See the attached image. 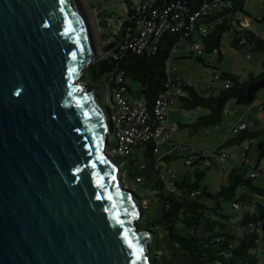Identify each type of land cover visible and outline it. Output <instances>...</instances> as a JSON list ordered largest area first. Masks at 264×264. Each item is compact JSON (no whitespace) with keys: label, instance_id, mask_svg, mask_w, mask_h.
Masks as SVG:
<instances>
[{"label":"water","instance_id":"obj_1","mask_svg":"<svg viewBox=\"0 0 264 264\" xmlns=\"http://www.w3.org/2000/svg\"><path fill=\"white\" fill-rule=\"evenodd\" d=\"M89 45L76 0H0V264H149Z\"/></svg>","mask_w":264,"mask_h":264},{"label":"trees","instance_id":"obj_2","mask_svg":"<svg viewBox=\"0 0 264 264\" xmlns=\"http://www.w3.org/2000/svg\"><path fill=\"white\" fill-rule=\"evenodd\" d=\"M125 4L129 8L127 15H121V12L113 13L112 9L107 7L98 10V25L101 27L104 53L84 74V77L89 76L91 84L85 82L88 91H106L110 77L123 73L128 92L132 95L128 81L137 83L140 89L135 95L143 97L151 110L166 88L170 57L180 35L167 34L158 46L142 54L124 48L125 42L131 41L138 33L136 21L139 15V4L130 0ZM244 6L245 0H233L231 9L214 12L198 21L197 28L203 25L210 30L207 37L198 38L200 41L197 39L203 53L220 50L226 32L232 35L233 47L238 49L248 45L252 51L264 52V39L252 30L240 26V19L246 17ZM113 16L117 17L116 20L123 21L117 33L107 30L111 27L108 26L106 18ZM221 16L229 23L217 24ZM262 20L264 21V3ZM219 53L221 54L220 51ZM197 57L201 59L203 55ZM216 77L217 80L225 81V88L217 96L204 98L195 88H191L189 97L183 100L184 108L189 111H194L197 107L209 111L207 116L198 118L191 125L196 131L220 124L223 110L229 101L251 104L264 88V73L258 76L250 75L244 82L230 74H217ZM109 88L112 89V85L109 84ZM108 120L111 123L110 116ZM257 135L258 133H250L246 128L238 133L235 142L242 144L246 140H253ZM109 146L108 138L106 153L119 163L121 172L124 173V182L127 176L140 187L148 188L151 192L155 190L156 194L152 195L162 203L161 216L157 222L149 219L146 224L137 223L140 231L146 230L154 237V242L149 245L151 256H155L153 264L258 263L256 255L251 254V251L258 247L257 241L264 249V188L256 186L253 182L259 173L257 167L252 168L247 161L238 164L229 173L226 183L213 193L203 187L204 178L215 164L209 157L198 154L188 156L184 153L165 155L161 158L163 165L156 168L159 155L154 153L153 142L143 143L131 155L124 157L114 156L108 150ZM259 150L263 158V143L259 145ZM190 156L194 158L188 165L186 160ZM180 158L185 160L184 165L188 170L178 174L171 163ZM169 170L174 177L170 176L167 180L174 182L173 191L167 189L168 185L164 181L165 177L163 178L164 173ZM252 174L256 176L252 177ZM138 179H141V182H138ZM137 198L140 199L138 195ZM144 200L147 199H140L141 202ZM234 204L238 205L237 209ZM226 205L230 207L228 211L225 210Z\"/></svg>","mask_w":264,"mask_h":264},{"label":"rangeland","instance_id":"obj_3","mask_svg":"<svg viewBox=\"0 0 264 264\" xmlns=\"http://www.w3.org/2000/svg\"><path fill=\"white\" fill-rule=\"evenodd\" d=\"M76 1L79 3L78 5L86 20L87 14L85 12H88L89 14V23L90 27L93 28V32L91 33L90 27H88L89 25L85 22L86 28L88 29L87 36L90 43H92V45L95 44L100 50V54L96 57L98 60L104 53L101 27L98 25V10L106 8V3L108 2V4L112 6L113 13H119L121 5L127 0ZM130 1L134 4H139L144 0ZM263 3L264 0H245L244 6V12L246 14L245 18L249 21L250 30L259 34L262 39H264V21L262 20ZM85 9H87V11ZM198 40L200 41V39ZM231 40V33L226 32L222 38L221 49L216 50L213 53L204 51L201 59H198L196 55H192V52L186 49L185 46L180 45L173 51L171 65L177 70L178 77L192 81L196 85V91L204 98L215 97L225 88V81L217 80V74L234 75L239 77L241 82L248 80L250 75L258 76L263 74L264 52L252 51L248 45L240 46L237 49L231 45ZM170 69L171 67L169 63L168 71H170ZM80 81L87 89L88 85L86 82L91 84L89 76H83ZM128 84L132 89V95L136 96L135 94L140 89L139 85L133 81H128ZM94 91V101L96 102V105L98 104L97 107L100 106V108L98 107L99 112L104 118L105 115H107V111L104 107L101 108L100 103H103L102 98L105 97L107 92L103 90L101 94V91ZM104 103L105 107L111 111V102L104 100ZM178 105L182 106V101L177 100L175 107H178ZM101 109L103 112H101ZM181 109L182 108L177 111L176 115V119L182 125L179 132L176 134L178 142L194 145L207 151L208 154L217 151L228 155L226 161H220L212 166V170L208 172L204 178L203 187L208 188L210 192H217L221 185L226 183L231 170L238 164H242L243 161H247L252 168L257 167L259 171L258 176L253 181L254 184L264 188V157H261V152L259 150V145L261 143L264 144V88L256 95V98L251 104H237L235 100L229 101L223 110V118L220 124L210 125L201 128L198 131L191 128V125L198 118L207 116L209 111L206 108L197 107L193 109L194 113L191 116H185ZM242 123L247 126L250 133H258V135L253 140H246L242 144H237L235 140L237 139L238 134H234L233 129ZM108 138L110 143L108 150H110L114 156H119L117 147L113 144L115 142L114 135L109 134ZM220 145L222 146L219 147ZM104 151H106L105 148L103 152ZM245 155H248V157L245 158ZM111 160L117 166L116 170L118 176L123 178L124 173L121 172L122 169L119 167V163L113 158ZM184 163L185 160L180 158L179 160L172 162L171 166L176 170V173L179 174L188 170L185 168ZM125 182L128 190L133 195V201L138 211L136 223L140 222L141 224H146L149 219L157 222L160 219L162 212L161 201L152 195L150 189L142 186L140 187L134 181L131 182L127 176H125ZM137 195L140 199L147 200L141 202L140 199L138 200ZM140 203L142 206H140ZM229 208L228 205L225 206L226 211H228ZM148 235L150 240L146 242L147 246L154 242V237L150 234ZM147 254L149 256V264H153L155 256H151V251ZM159 254H161V252H159Z\"/></svg>","mask_w":264,"mask_h":264},{"label":"built area","instance_id":"obj_4","mask_svg":"<svg viewBox=\"0 0 264 264\" xmlns=\"http://www.w3.org/2000/svg\"><path fill=\"white\" fill-rule=\"evenodd\" d=\"M233 0H145L137 7L138 33L125 42L124 48H129L136 54H142L150 51L159 45L162 38L167 34H179L180 39L174 50L178 46H185L192 52V55L202 56L203 49L200 46L198 38H205L210 33L206 26L197 28L200 19L211 15L214 12L231 9ZM121 15H127L129 8L127 4L120 7ZM117 17H107L106 22L111 28L107 30L117 33L123 21ZM240 26L250 30L249 21L246 18L240 19ZM229 23L225 17L221 16L217 20V24ZM115 24V26H113ZM212 26V25H211ZM173 50V51H174ZM173 52L170 57V71L165 90L160 94L154 107L150 110L147 107L146 100L140 96H133L128 92L125 85L126 79L123 73L111 76L108 82L106 95L103 99V107L110 116L113 125L112 134L115 137L114 144L117 147L119 156H129L134 150L145 142L155 143L154 153L159 155L156 168L163 165L161 158L165 155H201L209 157L211 162L219 163L226 161L228 155L213 151L208 154L207 151L200 149L194 145L183 144L177 141L176 134L180 130V125L170 120V114L175 107L176 101H183L189 97V89L195 88L196 85L186 79L178 77L177 70L171 65ZM218 78V77H217ZM112 85V89L109 88ZM229 87V84H226ZM102 94V91H101ZM105 101L111 102V111L105 107ZM185 116H191L194 111L183 108ZM247 128L245 124L236 126L233 129L234 134H238ZM165 149V150H164ZM192 156L187 158L186 164L193 161ZM208 164V162H207ZM167 189L174 190V182L167 180L172 176L169 170L164 173ZM255 177V174L251 175ZM124 179V176H123ZM141 182V179L137 180ZM155 195L156 191L152 190ZM237 209L238 205L234 204ZM235 220H237L235 218ZM233 222V220H231ZM258 247L251 251L256 255L258 263L264 264V249L259 246L260 242H256Z\"/></svg>","mask_w":264,"mask_h":264},{"label":"bare ground","instance_id":"obj_5","mask_svg":"<svg viewBox=\"0 0 264 264\" xmlns=\"http://www.w3.org/2000/svg\"><path fill=\"white\" fill-rule=\"evenodd\" d=\"M79 4V3H78ZM86 8V7H85ZM86 11H87V9H85ZM86 14H87V20H86V18H85V16H83L84 17V20H85V22H87V24L89 25H87L88 27H90V23H89V20H90V17H89V14H88V12H85ZM88 30V29H87ZM90 31H91V33L93 32V28L92 27H90ZM90 36V35H89ZM95 39V38H94ZM89 43H90V40H89ZM90 51H91V54L94 56V57H97V55H99L100 54V50H99V48L97 47V46H95V44L94 45H92V43H90ZM98 97H99V95H98ZM98 100H100L99 98H97ZM101 112H103L102 111V109H101Z\"/></svg>","mask_w":264,"mask_h":264},{"label":"crops","instance_id":"obj_6","mask_svg":"<svg viewBox=\"0 0 264 264\" xmlns=\"http://www.w3.org/2000/svg\"><path fill=\"white\" fill-rule=\"evenodd\" d=\"M107 5H106V7L107 8H110V9H112V6L111 5H109L108 4V2L106 3ZM114 7V6H113ZM181 103V102H180ZM182 106H180V105H178V107H175L173 110H172V112H171V114H170V120L172 121V122H176V123H178L179 125H180V128L182 127V125L180 124V122L176 119V115H177V111L180 109V108H184V102L182 101ZM180 107V108H179ZM181 109V110H182ZM242 124H244V123H242ZM248 129V128H247ZM222 145H220L219 147H221ZM251 148V147H250ZM246 157H248V155H245V158ZM247 160V159H246ZM243 162H246V161H243ZM235 168V167H234Z\"/></svg>","mask_w":264,"mask_h":264},{"label":"clouds","instance_id":"obj_7","mask_svg":"<svg viewBox=\"0 0 264 264\" xmlns=\"http://www.w3.org/2000/svg\"><path fill=\"white\" fill-rule=\"evenodd\" d=\"M125 187L127 188L126 184H125ZM128 189V188H127Z\"/></svg>","mask_w":264,"mask_h":264}]
</instances>
